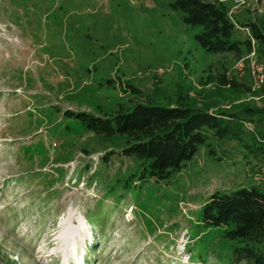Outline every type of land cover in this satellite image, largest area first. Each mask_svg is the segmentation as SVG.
Returning a JSON list of instances; mask_svg holds the SVG:
<instances>
[{
	"label": "rangeland",
	"instance_id": "374dc122",
	"mask_svg": "<svg viewBox=\"0 0 264 264\" xmlns=\"http://www.w3.org/2000/svg\"><path fill=\"white\" fill-rule=\"evenodd\" d=\"M220 1L264 28V0ZM167 3L0 0V264H230L224 227L197 223L213 192L264 189L247 133L244 145L209 140L168 178L123 186L137 163L102 161L116 140L62 116L146 98L167 105L177 93L216 110L264 106V50L209 53ZM222 66L250 91L205 84Z\"/></svg>",
	"mask_w": 264,
	"mask_h": 264
},
{
	"label": "trees",
	"instance_id": "16d2710c",
	"mask_svg": "<svg viewBox=\"0 0 264 264\" xmlns=\"http://www.w3.org/2000/svg\"><path fill=\"white\" fill-rule=\"evenodd\" d=\"M167 4L181 13L184 24L199 28L194 39L209 53H226L239 59L251 53L255 45L264 50L262 25L257 20L232 17L229 7L220 0H168ZM244 29L247 34L241 32ZM222 68L207 77L205 84L214 82L219 93L221 87L238 93L250 91L235 77L227 75L225 66ZM125 85L132 95L140 94L130 83ZM62 116L77 121L88 132L116 140V148L105 151L102 161L108 162L116 156L137 163L131 173L119 179L124 181L123 186L134 177L139 180L170 177L209 140L229 138L244 145V133L254 143L251 150L258 152L261 161L264 159V106L239 104L232 109L216 110L213 104L189 103L186 94L177 93L175 101L167 105L146 98L131 100L126 105L119 103L107 114L67 108ZM246 122L249 131L244 127ZM197 226L199 230L224 227L222 238L232 242L230 264H264V189L256 183L231 192L210 194L201 208Z\"/></svg>",
	"mask_w": 264,
	"mask_h": 264
},
{
	"label": "built area",
	"instance_id": "2783aa9c",
	"mask_svg": "<svg viewBox=\"0 0 264 264\" xmlns=\"http://www.w3.org/2000/svg\"><path fill=\"white\" fill-rule=\"evenodd\" d=\"M253 178L255 182L264 184V159L261 161L260 165L253 172Z\"/></svg>",
	"mask_w": 264,
	"mask_h": 264
}]
</instances>
